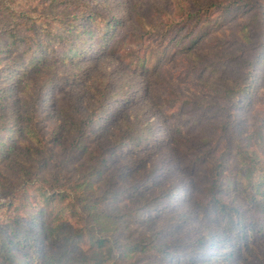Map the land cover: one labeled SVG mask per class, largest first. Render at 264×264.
<instances>
[{
  "label": "rangeland",
  "instance_id": "obj_1",
  "mask_svg": "<svg viewBox=\"0 0 264 264\" xmlns=\"http://www.w3.org/2000/svg\"><path fill=\"white\" fill-rule=\"evenodd\" d=\"M242 1L78 0L79 9L85 5L95 12L90 21L80 22L90 26L91 37L78 55L67 61L51 57L22 79L9 63L0 62L1 120L13 121L10 133L17 128L13 154L0 157V247L8 251L5 260L0 248V264L9 259L25 264V257L41 258L60 246L40 233L39 224L49 222V212L32 218L39 190L71 187L97 159L102 181L99 187L93 184L95 192L107 187L122 191L108 204L112 213L165 203L159 214L129 219L110 241L155 233L175 256L222 229L207 189L214 159L224 204L245 216L247 224L261 219L264 228L261 208L241 191L245 167L237 155L264 148L252 132L264 110V0ZM210 3L236 6L226 14L214 11L200 14L197 21L187 19ZM65 7L72 9L68 4L57 9ZM104 25L108 32H103ZM58 43L56 38L52 45L56 55ZM229 82L239 88L253 84L246 102L223 100ZM103 109L108 110L105 117L87 122ZM20 123L27 125L26 132H19ZM129 139H141V144L117 155L114 147ZM84 149L93 152L88 159ZM132 184L141 185L143 192L126 195L123 191ZM165 189H179L183 195L166 202L161 195ZM67 193L76 202L74 193ZM71 224L77 222L69 220ZM29 240L39 243L36 252L27 250ZM255 241L258 252L243 264H264V229ZM93 251L84 245L79 255ZM224 252L219 261L225 260ZM154 253L152 249L130 260L147 264ZM225 261L241 264L235 256Z\"/></svg>",
  "mask_w": 264,
  "mask_h": 264
},
{
  "label": "trees",
  "instance_id": "obj_2",
  "mask_svg": "<svg viewBox=\"0 0 264 264\" xmlns=\"http://www.w3.org/2000/svg\"><path fill=\"white\" fill-rule=\"evenodd\" d=\"M24 1L26 0H0V53L3 52L0 62L3 60L9 63L12 72L18 73L17 78L19 79H22L23 74L35 70L52 58H55L56 61H67L78 55L82 47L88 43V37H91L90 26L82 25L80 22L85 18L87 23L95 15L90 6L84 5L82 9H79L78 0H31L27 3ZM242 2L251 3L250 0ZM61 4H68L72 9L65 7L63 11H60L57 7ZM235 6L210 3L195 14L187 15V19L197 21L200 14L207 16L214 11L226 14ZM58 27L62 29H58ZM23 28L26 30L24 31ZM108 30L109 27L104 25L103 32H108ZM56 38L59 39L58 45L61 50L57 55L52 47ZM252 87L253 84L241 88L233 84L228 89H223L221 96L224 101H231L233 105L238 102L244 103L248 99ZM44 88L37 93L38 106L35 105L34 112L39 110V99L44 95ZM107 114L108 110L103 109L100 113L89 118L87 122L101 119ZM12 123V120L3 122L0 114V157L13 154V141L17 135V128L16 130L12 129L10 133ZM18 130L20 133L26 132L27 125L20 123ZM252 132L258 135L254 139L263 146L264 110L255 119V128ZM140 140L129 139V141L119 142L114 147L115 153L120 155L123 148H132V144H138ZM81 142L79 140L77 147L81 145ZM233 147L231 146L229 149ZM92 153L86 149L83 150L84 157L87 159ZM237 155L242 166L245 167V182L241 185V191L243 195L248 196L250 201L255 202L261 208V213L264 214V148L260 151L244 149L237 152ZM100 164L101 161L99 162L97 159L93 165L84 170L80 180L75 181L69 188L62 187L51 193L39 190L41 191L39 203L35 212L32 213V218H36L38 214L46 213L45 210L49 212V222L43 221L39 224L40 233L48 241L59 242L60 246L42 253L41 258L38 255L33 257V260H28L25 257V264H127L128 262L134 264L130 260L131 258L145 255L152 249L155 250V253L151 255L152 262L147 264H172L173 262L176 264H211L214 262L223 264L225 260V262H229L234 256L243 264L251 262L255 252H258L255 240L259 236V231L264 229L261 219L253 220L247 224L245 216L235 208H229L224 204L221 183L216 177L218 168L216 159L213 160L209 169L210 183L207 189L211 196L210 203L214 208L212 211L216 225L221 226L222 229L207 233L206 239L196 240L193 243L194 248L188 253L179 252L175 256L168 251L169 244H163L156 240L155 233H142L135 240L124 242H119L117 238L110 241L111 237L118 233L129 219L147 215L149 212L159 214L164 210L165 205L163 204L165 203H151L142 208L137 207L133 209V212L130 210L123 214L112 213L114 209H109L108 204H112L113 199L120 198L122 191L114 193L110 187H107L101 193L95 192L93 184L97 183V187H99V183L102 181ZM232 185L234 186V184ZM69 191L74 193L76 202L67 193ZM123 192L133 196L143 192V189L139 184L135 186L132 184ZM161 195L166 202H171L183 194L179 189H165ZM106 203V209L102 208L101 206ZM69 220L77 222V225H67ZM17 235L21 238L22 245L25 246L26 237L23 230L19 229ZM84 245L94 249L93 255H88V253L79 255V249ZM27 246L28 251L35 250L36 252L39 243L29 240ZM0 248L3 251L2 257L5 259L8 251L4 245H1ZM204 248L207 250L205 251ZM222 250H225L223 253L225 260L219 261L218 257L221 256ZM159 254H162V257H159ZM154 259L156 262H153ZM7 262L13 264L11 259Z\"/></svg>",
  "mask_w": 264,
  "mask_h": 264
}]
</instances>
